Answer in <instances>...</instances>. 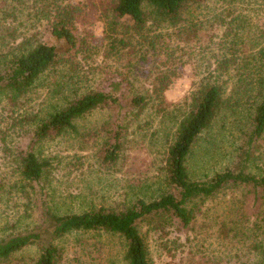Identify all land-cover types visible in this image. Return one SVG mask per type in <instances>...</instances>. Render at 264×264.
Returning a JSON list of instances; mask_svg holds the SVG:
<instances>
[{
	"label": "trees",
	"instance_id": "trees-1",
	"mask_svg": "<svg viewBox=\"0 0 264 264\" xmlns=\"http://www.w3.org/2000/svg\"><path fill=\"white\" fill-rule=\"evenodd\" d=\"M38 3L46 8L49 37L21 43L0 66V101L22 110L46 83L47 100L34 113L33 135L16 159L17 179L9 188L21 194L30 216H40L39 229L30 233L52 224L56 229L49 243L27 232L2 240L0 264H61L63 248L55 241L77 232L118 236L126 264H154L141 227L193 231L210 211L227 262L264 264V0H112L104 38L94 46L109 61L129 57V67L113 71L97 87L86 85L90 46L77 27L83 3ZM204 41L207 57L193 75L198 80L172 107L168 93L185 64L182 52ZM151 60L156 65L148 67ZM97 110L116 117L102 149L104 163L117 166L123 158L128 118L140 120L151 110L148 122L158 125L154 137L165 147L163 166L122 207L59 215L49 199L54 167L42 147L80 135L77 121ZM214 162L221 167L209 170ZM222 196L230 197L229 204L218 215V208L207 206ZM30 246H38L39 255L29 263L17 254ZM203 255L199 247L194 260L221 264Z\"/></svg>",
	"mask_w": 264,
	"mask_h": 264
},
{
	"label": "rangeland",
	"instance_id": "rangeland-1",
	"mask_svg": "<svg viewBox=\"0 0 264 264\" xmlns=\"http://www.w3.org/2000/svg\"><path fill=\"white\" fill-rule=\"evenodd\" d=\"M36 1L0 0V66H5L7 57L17 52L21 43L37 44L48 39L50 24L42 14L46 8L38 3L44 0ZM75 1L84 5L77 27L81 37L88 36L90 46V60L85 66L89 72L86 85L97 87L113 71L126 72L130 58L109 61L102 55L103 51L94 46L104 38L112 0ZM207 43L204 41L202 46L194 44L183 50L185 64L179 68L177 80L168 93L172 107L188 94L193 82L198 80L194 76L202 71L203 57H207L203 54ZM153 65L156 63L151 60L148 67ZM41 85L42 88L32 93L22 110H14L10 103L0 101V242L9 236L37 231L41 224L40 216L35 214L32 217L25 211L28 205L21 194L9 188L10 183L17 179L14 177L16 159L27 148L33 135L32 118L47 100L49 91L43 88L46 83ZM151 117L152 111L149 110L140 120L135 121L132 116L128 118L126 123H130V127L126 133V149L117 166L104 163L102 157L106 138L116 125V117L109 110H97L78 120L80 135L68 134L43 145V155L51 160L54 167V193L49 199L57 214L79 213L92 206L122 207L139 197L142 189L156 180L163 166L165 147L162 139L156 141L154 137L158 125L149 124ZM227 145L230 152L232 144ZM214 167L219 169L221 166L214 162L209 170ZM229 199L222 196L208 204L207 208H218V215H221ZM212 218L211 211L208 218L200 217L193 231L176 226L168 227L164 232L141 227L154 264H198L194 253L199 247L204 252V261L212 257L221 264H235L227 262L228 255L218 240ZM55 242L63 248L61 264H126L123 260L124 243L118 236L103 232H77ZM38 255V246L27 247L17 254L29 263Z\"/></svg>",
	"mask_w": 264,
	"mask_h": 264
},
{
	"label": "water",
	"instance_id": "water-1",
	"mask_svg": "<svg viewBox=\"0 0 264 264\" xmlns=\"http://www.w3.org/2000/svg\"><path fill=\"white\" fill-rule=\"evenodd\" d=\"M55 229H56V225L52 224V225L47 226L45 228V230L40 232V233H30V234H27V236H30V237L39 236L42 241H44L45 243H49V239L52 236V232ZM24 238H26V237H24Z\"/></svg>",
	"mask_w": 264,
	"mask_h": 264
}]
</instances>
